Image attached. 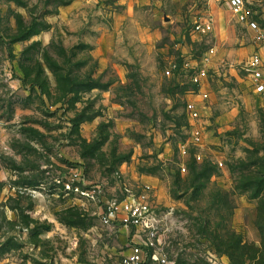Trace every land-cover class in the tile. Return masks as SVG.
<instances>
[{"label": "rangeland", "instance_id": "obj_1", "mask_svg": "<svg viewBox=\"0 0 264 264\" xmlns=\"http://www.w3.org/2000/svg\"><path fill=\"white\" fill-rule=\"evenodd\" d=\"M250 7L264 15V0ZM255 53L264 40L221 0H0V264L121 262L100 204L56 183L71 170L171 213L173 264H264Z\"/></svg>", "mask_w": 264, "mask_h": 264}, {"label": "built area", "instance_id": "obj_2", "mask_svg": "<svg viewBox=\"0 0 264 264\" xmlns=\"http://www.w3.org/2000/svg\"><path fill=\"white\" fill-rule=\"evenodd\" d=\"M221 1L239 24L254 32L259 41L264 40V29L261 27L264 15L250 7L259 5L262 0ZM210 28L209 24L196 26L197 32H206V29ZM212 53L214 52L212 51ZM206 61H210V59L208 58ZM248 69L254 91L264 96V59L261 53H255L250 57ZM207 80L206 70H202L193 78L194 84L198 87H202ZM192 95L198 100L187 102L186 112L190 125L195 126L194 140L200 142L201 109L209 95L202 90L197 93L193 92ZM56 183L64 186L73 194L81 196L88 204H100L96 214L101 224L106 228L120 225L130 230L128 253L122 258L120 264H147L149 261L154 264H173L166 251L168 246L166 230L170 229L171 213L158 212L151 204L149 195L138 196L129 193L125 199L108 200L104 197L103 190L98 186H86L81 174L74 170H71L68 175L56 179Z\"/></svg>", "mask_w": 264, "mask_h": 264}, {"label": "crops", "instance_id": "obj_3", "mask_svg": "<svg viewBox=\"0 0 264 264\" xmlns=\"http://www.w3.org/2000/svg\"><path fill=\"white\" fill-rule=\"evenodd\" d=\"M110 231H112L114 234H118L120 237L124 238L126 241V246L128 248V242H129V238H130V230L126 229L125 227H122L120 225H117L116 227L113 228H108ZM128 253V250L126 251V253L124 254V256ZM120 264V263H119ZM147 264H154L152 262H148Z\"/></svg>", "mask_w": 264, "mask_h": 264}]
</instances>
